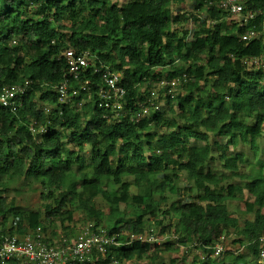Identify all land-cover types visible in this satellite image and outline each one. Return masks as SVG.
Instances as JSON below:
<instances>
[{
	"label": "trees",
	"instance_id": "trees-1",
	"mask_svg": "<svg viewBox=\"0 0 264 264\" xmlns=\"http://www.w3.org/2000/svg\"><path fill=\"white\" fill-rule=\"evenodd\" d=\"M220 1L129 0L118 7L113 0H0V93L8 86L29 84L21 101V96L11 99L15 108L0 103V179L25 177L40 183L47 190L44 199L55 202L44 212L23 211L0 196V234L23 235L37 228L47 233L55 218L68 229L71 204L85 212L93 229H107L119 244L107 245L106 253L95 248L88 258L70 264H160L162 253L172 254L163 264H264L259 249L264 174L253 161L250 165L259 166L254 174L241 172L246 158L229 149L245 142L255 154L260 151L264 0L249 3L258 13L244 26L229 18ZM186 2L203 15L195 17L193 29L180 28L188 17L172 12L173 5ZM248 30L259 33L249 42L241 38ZM68 49L123 72L127 93L120 120L103 117L104 108L96 104L102 81L92 69L83 70L73 101L59 102L57 89L69 72ZM254 58L262 59L257 66L251 64ZM184 74L191 79L182 80L174 97L166 90L152 96L161 79ZM86 79L92 83L84 90L80 85ZM148 97L165 102L177 117L167 118L163 106L133 120ZM244 115L256 116V122H246ZM163 129L166 133L159 134ZM70 138L74 149L68 148ZM220 138L226 144L220 145ZM186 139L193 143L186 144ZM85 147L89 157L80 153ZM218 162L223 172L218 167L217 172L206 170ZM238 171L243 184L233 181ZM104 178L120 183V188H108ZM5 186L0 180L1 193L8 191ZM196 188L204 190L199 200L183 198ZM245 190L256 196L247 204L248 211L256 213L240 226L226 201ZM99 196L109 203L108 214L96 204ZM129 210L134 214L130 220L115 221ZM17 211L22 213L20 223L7 227ZM174 214L182 226L173 223ZM231 230L239 231L243 250L226 248L222 236ZM52 232L55 236L57 227ZM160 238L163 245L158 244ZM218 244L225 246L221 256L215 255ZM194 247L199 253L190 260L176 257Z\"/></svg>",
	"mask_w": 264,
	"mask_h": 264
},
{
	"label": "built area",
	"instance_id": "built-area-1",
	"mask_svg": "<svg viewBox=\"0 0 264 264\" xmlns=\"http://www.w3.org/2000/svg\"><path fill=\"white\" fill-rule=\"evenodd\" d=\"M249 0H223L221 7L229 11L231 15L238 19L240 25H243L247 20L256 16V11L248 9L246 4ZM256 32L249 31L244 35V39H253ZM67 61L69 62L68 79L79 80L82 76L83 70L87 68L92 69L95 74H99L105 84L102 88L103 98L109 100V106L116 111L122 109L123 104L121 100L126 94V90L120 85L122 73L113 71L111 66L99 60L88 59L86 55L76 56L72 49L65 52ZM259 58H254L252 64H257ZM86 71V72H87ZM171 84L176 86L177 82L162 81L160 86ZM91 85L90 80L85 82L83 88ZM29 84L25 83L23 87L21 84L5 87L0 93V103L4 106L14 104L11 99L24 96ZM70 86L67 83L60 85L59 93L60 100L65 101L69 97ZM172 92V89L169 91ZM77 94L73 90L72 95ZM156 95V91L152 92V96ZM154 99L148 98L147 103L154 105ZM22 105V103L20 104ZM16 105H13L15 108ZM150 107L143 106L141 115L148 114ZM139 238V237H138ZM136 237L132 238L135 241ZM264 242V238L261 239ZM118 245L119 242L114 236H107L105 231L98 233L92 226L87 227L75 239H68L64 235L56 238H48L43 233L41 228H37L23 235H6L0 234V264H10L13 260H17L20 264H70L71 261L88 258L98 248L99 251L105 252L107 245ZM224 251L222 245H217L215 248V255L220 256ZM261 256L264 259V245L261 250Z\"/></svg>",
	"mask_w": 264,
	"mask_h": 264
},
{
	"label": "rangeland",
	"instance_id": "rangeland-1",
	"mask_svg": "<svg viewBox=\"0 0 264 264\" xmlns=\"http://www.w3.org/2000/svg\"><path fill=\"white\" fill-rule=\"evenodd\" d=\"M129 0H113L114 3L117 4L118 7H124L125 5H127ZM182 7V8H181ZM172 12L174 14H181L184 15V12L186 13H191V14H196L198 15V11L195 8V6L191 3V2H186L185 5L183 6H172ZM67 22V21H66ZM65 23V21H64ZM68 23V22H67ZM188 24L186 25V23L184 24L183 27L180 28H187ZM238 105V102H235V104H233L234 107H236ZM162 106H165L163 108L164 114H167L168 116H166L167 118H171L170 116L173 115L172 111L170 110V107L167 106V104L164 102ZM175 108H177V104H174V108H173V112H175ZM246 117V122L248 123H255L256 122V116H247L244 115ZM177 116H175L174 118H176ZM179 123H181L182 121L180 120V118H178L177 120ZM167 129V128H166ZM166 132L165 129H163L162 131H159V134ZM213 140H216V137L214 136ZM220 141V145H224L226 144L224 140H222L221 138L219 139ZM68 143L70 149H74L76 145L75 142H73L72 138L68 139ZM193 141H191L190 139H186V144H192ZM259 145H260V151L259 154H255L251 148V145L249 143H245V142H239V146L236 150V148H229L230 152H236L238 151L239 153H242V155L246 158L247 162L243 164V166H241V172H246L248 174L250 173H255L258 169L259 166L261 167V171L264 174V122H263V126H262V136L259 138ZM76 150L77 147H76ZM215 150V147H214ZM217 152V151H216ZM82 155H86L87 157H89L90 151L88 149V147H85L83 150H81L80 152ZM262 162H261V161ZM250 161L255 162L256 164L254 165H250ZM221 164L220 162L217 163V166L215 164H211L206 170H212L214 172H217V167L218 170L220 172H223V170L221 169ZM233 177V181L235 182H239L241 184L244 183V177L241 175L240 171L233 173L232 175ZM2 183L6 184V188L8 189L7 192L5 193H1L0 191V196H5L7 198V203L8 204H14V207H18L20 209H22L23 211L26 210H42L44 212L46 205L48 203L55 205V202L53 199L47 201V199H44V194L47 192L46 187L42 186L40 183H36L34 181L28 180L25 177L22 178H17L14 177L12 179L7 178V177H2L1 179ZM105 182H107L105 185H108V188L115 186V188H120L119 184L120 183H116L113 181V179L110 178H104ZM228 181V180H227ZM186 193L183 195L184 199H189V201H194V200H199V197L204 195V191L203 190H198V189H192L190 191V193L188 194V196H186ZM172 197H170L171 199ZM178 199V196L175 197ZM250 199L247 191H245L244 197L243 198H239L236 200H230L228 202V205L230 207V210L232 209L234 213H236L239 216V223L240 226L244 225V219L248 218L249 214H246L245 212V202ZM203 204H206V202H202ZM96 204L98 205L99 208L103 209L104 212L106 214L109 213V203L103 199L102 196H99L96 200ZM132 207V206H130ZM70 210L73 211V219L71 223H65L66 226H70L68 229H65L61 226L60 224V220L55 218L54 220L56 221L55 225L51 224L50 229L48 230V232L45 234L47 237H51L53 234L52 229H55L57 227V232L58 235L59 234H63L62 232H64L63 229H65L66 233H68V236L70 238H75L78 233L81 230L86 229L87 227L92 226L93 222H91L85 215V212L83 210H78L75 209L73 205H69L68 207ZM21 212L17 211L14 212L13 214H11L10 219L7 223V227H11L13 225L18 226V224L21 221ZM176 215L179 216V214H174L172 221L174 224L180 223L181 225V219L180 217H176ZM134 214H132V211L129 210L125 213L122 214L121 217H117L115 219V221L119 222V224H121L123 221H128L131 219V217H133ZM252 216V215H251ZM170 220H168L169 222ZM47 222V221H46ZM50 222V221H48ZM107 216L105 217V219H103L102 223L103 226L107 225ZM112 226L114 225V221L111 222ZM56 226V227H55ZM56 232V233H57ZM227 234H230L228 237H226V248L230 249H236L237 247H240L241 250H243V246H241L240 242H239V238H241L242 236L240 235L238 230H231L229 231ZM226 234V235H227ZM57 235V236H58ZM56 236V239H57ZM160 236V235H157ZM161 237V236H160ZM162 238L159 239L158 244L163 245L162 243ZM224 246V247H225ZM154 245H153V249H154ZM225 251V249H224ZM181 254L180 255H176V257H178V259H182L183 257L187 258V259H191L193 256L198 255L199 251L197 248H193L190 249V251L188 252V255L183 254L181 251H179ZM227 253V252H226ZM162 257H160L159 259V263L163 264L165 261L169 262L170 259L172 258V254L171 253H162L161 254ZM149 263L148 260H141V261H132V262H128V263H124V264H147ZM150 264H152L150 262Z\"/></svg>",
	"mask_w": 264,
	"mask_h": 264
},
{
	"label": "clouds",
	"instance_id": "clouds-1",
	"mask_svg": "<svg viewBox=\"0 0 264 264\" xmlns=\"http://www.w3.org/2000/svg\"><path fill=\"white\" fill-rule=\"evenodd\" d=\"M223 1V0H222ZM222 1H220L219 3H218V6L222 9V10H224V11H226L228 14H229V18L231 19V20H233L234 22H237L238 23V25L239 26H244V25H247L248 23H249V21L250 20H253V19H255L256 18V16H257V11H256V9H254V8H249V3L251 2V1H253V0H249L248 1V3L246 4V7L248 8V9H251V10H255L256 11V16L254 17V18H252V19H249V20H247L243 25H240V23L238 22V19L237 18H235V17H233L232 15H231V13L229 12V11H227V10H225L224 8H222L220 5H221V3H222ZM183 5H185V4H183ZM182 5V6H183ZM199 13H198V15H196V14H191V13H186V12H184V15L186 16V17H188V21L186 22V25L188 24V26H187V28L186 29H193L195 26H196V19H195V17H200L201 19L203 18V15L202 14H200V11L199 10H197ZM212 21V20H211ZM249 31H254V32H256V35H255V37L254 38H256L257 36H258V31L257 30H248L247 32H249ZM246 32V33H247ZM245 33V34H246ZM245 34H243V35H241V38L243 39V40H245V41H247V42H249V41H251L252 39H249V40H246V39H244V35ZM253 38V39H254ZM261 60L262 59H260L259 58V62H261ZM177 62H178V64L180 63V61L179 60H177ZM259 62L257 63V64H252V62H251V64L252 65H254V66H257L258 64H259ZM113 71H118V72H120V73H122V78H121V80H120V85L121 86H123L124 88H125V90H126V93H127V88L123 85V77H124V74H123V72L122 71H119V70H114L113 68H111ZM68 79V73H67V77L63 80V83L62 84H64V83H67V85H69L70 86V90H69V97H66L65 98V101H61L60 100V93H59V87H58V89H57V92H58V94H59V102L60 103H69V102H72L73 101V97L74 96H76L77 94H78V92H79V86L77 87V85H76V83L78 82V80H73V79H70L69 78V81L67 82L66 80ZM81 79V78H80ZM79 79V80H80ZM186 80V81H184V82H188L191 78L187 75V74H184V75H182V76H180V77H175V78H163V79H161L158 83H157V87L153 90V91H156V92H159V93H161V90H166L167 92H168V94L169 95H171L172 97H174V95H175V93H178L179 91H181V85H182V80ZM87 80H89V79H86V80H84V83L82 84V85H80V87H82L83 88V86L85 85V82L87 81ZM101 81H102V79H101ZM162 81H167V82H172V81H176L177 82V84H176V86H172L171 84H168V85H164V86H160V83L162 82ZM90 82L92 83V81L90 80ZM61 84V85H62ZM88 86V85H87ZM89 86H91V85H89ZM102 88H105V84H104V82L102 81V83L99 85V87H98V89L96 90V93H97V99H96V104H98V106H100L101 108H104V114H103V117L104 118H107L108 120H113V119H118V120H120V118H121V116H122V114H123V111H124V109H125V107H126V103H125V98H126V94H125V96H124V98L121 100V102H122V104H123V107H122V109H120L119 111H116V110H113L110 106H109V100L107 99V98H103V92H101V90H102ZM84 90H87L88 88L86 87V88H83ZM170 89H172V92L170 93L169 91H170ZM73 90H75V91H77V94H75V95H72V91ZM152 91V92H153ZM91 96V92L89 93V99H91L92 97H90ZM149 98V97H148ZM148 98H147V100H148ZM87 100V99H86ZM86 100H83V101H81L80 103H79V106L81 107L82 105H83V103L84 102H86ZM147 100L145 101V102H141L140 103V107H139V111L136 113V114H133L132 115V118H133V120L135 119V120H139L140 118H145V117H149V116H151V114L152 113H154V112H156V111H159V110H161L162 109V105H163V103L161 102V101H158V99H154L153 101H154V105H152L151 103H147ZM143 106H148V107H150V110H149V112H148V114H146V115H141L140 116V114L142 113V109H143ZM47 113H49L50 112V109L49 108H47ZM164 115H166V116H168L167 114H164ZM174 116H176V114H173L172 116H170L171 118H173ZM41 127H44V125H41ZM164 133H166V132H164ZM197 189V188H196ZM198 190H203V189H198ZM204 191V190H203ZM245 191H247V193H248V195H249V197H250V199H248L246 202H245V212H246V214H249L248 215V218L247 219H249V220H253L254 218H255V211H248V206H247V204L248 203H251V202H254L255 201V199H256V196L253 194V193H249L248 192V190H245ZM245 191L244 192H242V193H238L237 194V197H236V199H239V198H243L244 197V194H245ZM260 193H262V192H264V189H260V191H259ZM236 199H228L227 201H226V204H227V206H228V208L230 209V207H229V205H228V202L230 201V200H236ZM178 199H174L173 201H177ZM173 201H171V203L173 202ZM202 202H205V201H201V204H203ZM233 210L231 209V212H232ZM234 213V212H233ZM234 214H236V213H234ZM237 215V214H236ZM252 215V216H251ZM238 216V215H237ZM94 228V224H92V229ZM95 230V229H94ZM43 231V230H42ZM81 231H83V230H81ZM80 231V232H81ZM96 231V230H95ZM102 231H105V233L107 234V236H114V234H111V233H109L108 232V230L107 229H103L102 228V230L101 231H97L98 233H101ZM80 232L78 233V235L80 234ZM44 233V232H43ZM63 234H59L58 235V232L56 233V234H54L55 236H51V237H53V238H56V236H57V238L59 237V236H61V235H64L66 238H68V239H75V238H70L69 236H67L66 234H65V232H62ZM46 234V233H45ZM230 234H224L223 236H222V238H223V240L224 239H226V237H228ZM51 237H48V238H51ZM264 238V235H262L260 238H259V249H260V259L262 260V261H264V259L262 258V256H261V250H262V247H263V245H264V242H262L261 241V239H263ZM133 242V241H132ZM218 245H222V244H218ZM223 246V245H222ZM107 247V246H106ZM224 247V246H223ZM216 248V247H215ZM224 249H225V247H224ZM104 253H106V251L104 252ZM221 256V255H220Z\"/></svg>",
	"mask_w": 264,
	"mask_h": 264
}]
</instances>
